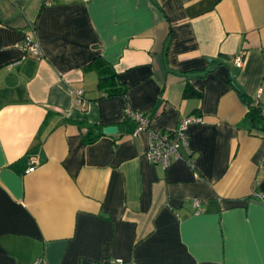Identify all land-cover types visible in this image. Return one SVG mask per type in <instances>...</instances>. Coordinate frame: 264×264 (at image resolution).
<instances>
[{
  "label": "crops",
  "instance_id": "obj_1",
  "mask_svg": "<svg viewBox=\"0 0 264 264\" xmlns=\"http://www.w3.org/2000/svg\"><path fill=\"white\" fill-rule=\"evenodd\" d=\"M111 70L126 95L100 86ZM260 90L264 0H0V264H264ZM128 106L203 121L163 167ZM92 125L118 130L88 143Z\"/></svg>",
  "mask_w": 264,
  "mask_h": 264
},
{
  "label": "built area",
  "instance_id": "obj_2",
  "mask_svg": "<svg viewBox=\"0 0 264 264\" xmlns=\"http://www.w3.org/2000/svg\"><path fill=\"white\" fill-rule=\"evenodd\" d=\"M23 48L25 54L28 56H33L37 59L43 57V53L40 49L38 39L36 37V24L30 25V30L25 32V39L23 42ZM235 61L238 65H242L244 60L242 55L235 56ZM79 98L77 100L78 105L82 108L86 106V100L83 97V91L80 90ZM264 94L263 90H260L257 99H260ZM126 118L131 119L136 123L135 134H138L142 131H147L150 136L149 149L147 151V156L150 161L156 164H160L163 167H168L174 159L182 158L180 152L181 146L188 147L189 138L187 130L189 126L196 122H202L203 118L201 116H185L181 119L180 125L178 128L173 130H163V129H153L151 128L149 116L139 110H134L131 107L126 108ZM192 164V161L189 160ZM31 167L29 172H33L36 169V164H38V158L36 155L30 156ZM202 200L195 199L193 200V205L196 209V212L203 210ZM123 260L117 259L114 264H122Z\"/></svg>",
  "mask_w": 264,
  "mask_h": 264
},
{
  "label": "trees",
  "instance_id": "obj_3",
  "mask_svg": "<svg viewBox=\"0 0 264 264\" xmlns=\"http://www.w3.org/2000/svg\"><path fill=\"white\" fill-rule=\"evenodd\" d=\"M99 60L96 65L99 66ZM105 68V67H104ZM117 73L111 70V73L102 74L100 77V86H107L108 95H126L127 88L123 83L116 81ZM199 93L191 86L188 85L185 90L187 97L198 95ZM242 94V93H241ZM244 96V94H242ZM245 97V96H244ZM248 102V112L245 118V124L252 129L264 131V94L260 99L245 98ZM127 119V118H126ZM104 127L102 125H92L88 127V131L84 134L85 141L91 143L97 140L103 133Z\"/></svg>",
  "mask_w": 264,
  "mask_h": 264
},
{
  "label": "water",
  "instance_id": "obj_4",
  "mask_svg": "<svg viewBox=\"0 0 264 264\" xmlns=\"http://www.w3.org/2000/svg\"><path fill=\"white\" fill-rule=\"evenodd\" d=\"M117 130L118 127L116 125H108L104 127L103 132L106 134H114L117 132Z\"/></svg>",
  "mask_w": 264,
  "mask_h": 264
}]
</instances>
